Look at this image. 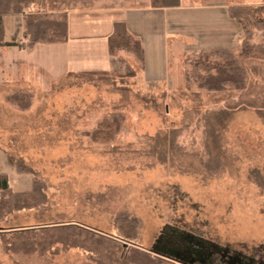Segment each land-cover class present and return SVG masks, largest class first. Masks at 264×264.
<instances>
[{
    "label": "rangeland",
    "instance_id": "rangeland-1",
    "mask_svg": "<svg viewBox=\"0 0 264 264\" xmlns=\"http://www.w3.org/2000/svg\"><path fill=\"white\" fill-rule=\"evenodd\" d=\"M241 9L253 15L244 38L261 33L254 21L264 13ZM185 50L169 51L165 72L150 81L124 67L138 70L129 54L89 74L94 60L69 61L61 48L26 58L0 46V172L15 191L43 180L47 197L45 207L0 221V264H181L166 253L189 244L264 264V118L234 107L258 100L263 79L250 76L254 85L241 92L202 90L185 80V58L199 50ZM18 91H30L25 109L11 97ZM115 112L125 116L117 136L86 134ZM64 225L82 230H53ZM66 233L84 248L61 243Z\"/></svg>",
    "mask_w": 264,
    "mask_h": 264
},
{
    "label": "crops",
    "instance_id": "crops-1",
    "mask_svg": "<svg viewBox=\"0 0 264 264\" xmlns=\"http://www.w3.org/2000/svg\"><path fill=\"white\" fill-rule=\"evenodd\" d=\"M152 2L153 0H43V12L67 16V38L61 43L37 44L30 51L18 50H24L28 58L38 47L48 50L46 53L61 48L69 61H74L76 57L77 63L85 58L94 60L86 67L88 69L85 72L108 71L114 56L129 54L138 70L129 62L124 65L129 64L136 71L134 77L140 72L145 80L155 81L167 68L165 61L169 51L181 50L185 54V49L197 51L216 47L234 48V41L241 46L240 43L245 39L244 31L241 24L231 16V9L264 6V0H178L173 5ZM3 22L4 36L9 30L11 34L23 35V38L11 41L24 40V20L21 14L4 15ZM116 23H123L126 31L139 43L143 52L141 66L131 53L122 50L114 54L110 52L109 38Z\"/></svg>",
    "mask_w": 264,
    "mask_h": 264
},
{
    "label": "trees",
    "instance_id": "trees-1",
    "mask_svg": "<svg viewBox=\"0 0 264 264\" xmlns=\"http://www.w3.org/2000/svg\"><path fill=\"white\" fill-rule=\"evenodd\" d=\"M153 4H177L178 0H153ZM43 0H0V46H17L26 51L32 50L37 44L41 43H61L67 38V16L50 15L41 10ZM257 12L264 13V6L256 7ZM231 16L236 19L242 27L251 22L253 15L249 10L234 7L231 9ZM7 14H21L24 20V40L23 41H6L3 17ZM254 25L261 33L257 31L245 32V39L240 48L231 47H216L209 49H201L196 53L185 58L186 65L189 69L185 71L186 83H196V85L206 91H222L232 89L242 91L246 88H251L252 81L250 76H258L262 78L264 86V18H259L254 21ZM248 27V26H247ZM253 36V37H252ZM109 50L112 54L119 50L133 54L136 61L141 66L143 60V52L139 43L126 31L123 23L114 24L113 32L109 38ZM253 60L249 65L245 61ZM132 76L135 75V70L126 64ZM100 72L101 71H97ZM87 73H95L90 71ZM105 73V72H102ZM261 96L258 100L246 99L235 104L234 107L246 108L253 107L264 118V88L259 90ZM257 96V94H256ZM13 100L19 108L25 109L29 104L22 105L21 98L31 97L30 93L14 92L11 94ZM125 121V116L122 112H115L111 116L99 119L95 127L87 131L86 134L92 140L99 139L102 129L113 130L108 134L112 139L121 131ZM104 135V134H103ZM106 141V140H105ZM20 165V164H19ZM44 181L39 178H32L31 189L26 191L13 190L6 173L0 172V221L15 211H20L29 208L45 207L47 197L44 191ZM47 227H44V229ZM76 228L74 226H56L53 229L55 232ZM1 229V227H0ZM32 230L34 228H31ZM79 229V228H76ZM30 229H16L12 232L23 234ZM82 230V229H79ZM3 233L0 232V235ZM70 233H66L60 241L66 246L84 248L81 244H72L70 241Z\"/></svg>",
    "mask_w": 264,
    "mask_h": 264
},
{
    "label": "flooded vegetation",
    "instance_id": "flooded-vegetation-1",
    "mask_svg": "<svg viewBox=\"0 0 264 264\" xmlns=\"http://www.w3.org/2000/svg\"><path fill=\"white\" fill-rule=\"evenodd\" d=\"M163 253V252H162ZM171 260L181 264H210L214 255H218L219 261L216 264H261L260 261H253L251 257L245 258L241 253L230 251L225 247L214 246L213 249H194L192 245L183 248H169L166 253Z\"/></svg>",
    "mask_w": 264,
    "mask_h": 264
},
{
    "label": "water",
    "instance_id": "water-1",
    "mask_svg": "<svg viewBox=\"0 0 264 264\" xmlns=\"http://www.w3.org/2000/svg\"><path fill=\"white\" fill-rule=\"evenodd\" d=\"M124 245H126V243H124Z\"/></svg>",
    "mask_w": 264,
    "mask_h": 264
}]
</instances>
